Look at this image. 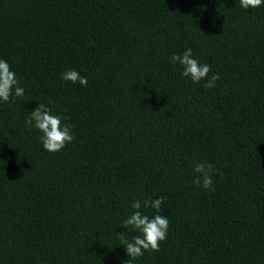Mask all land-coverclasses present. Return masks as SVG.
Listing matches in <instances>:
<instances>
[{"label": "trees", "instance_id": "16d2710c", "mask_svg": "<svg viewBox=\"0 0 264 264\" xmlns=\"http://www.w3.org/2000/svg\"><path fill=\"white\" fill-rule=\"evenodd\" d=\"M187 48L216 87L172 64ZM0 59L25 90L0 101V264H127L116 234L161 196L167 238L131 264H264V4L0 0ZM39 104L75 137L59 152L26 126Z\"/></svg>", "mask_w": 264, "mask_h": 264}, {"label": "clouds", "instance_id": "9594fccd", "mask_svg": "<svg viewBox=\"0 0 264 264\" xmlns=\"http://www.w3.org/2000/svg\"><path fill=\"white\" fill-rule=\"evenodd\" d=\"M264 4V0H239L240 7L248 10L254 9ZM173 65L179 64L182 66L181 75L190 78L193 83H199L202 80H207L204 87L211 89L216 87V81L219 79V74H213L211 78L209 73L211 68L207 64H201L193 57L191 48L185 49L182 54H173L171 56ZM65 81H70L73 84L79 83L82 87H87L88 79L83 77L76 70H68L61 74ZM24 88L20 86L16 74L11 70L9 63L0 59V101L9 102L10 98L23 97ZM26 126L35 128L42 135L40 141L43 148L49 152H59L65 146L71 143L75 137L70 126L62 122L59 115L53 114L52 109L45 104H39L34 111H31L30 116L25 121ZM214 166L210 163H197L194 167V172L199 174L193 180V183L203 187L205 190L213 188V173ZM217 172L219 170H216ZM165 203V197L161 196L155 200H145L144 208H153L156 214L149 217L141 211L142 205L140 200H134L131 207L135 210L127 219L123 221V227L138 231L140 235L132 237L131 241L127 234L121 231L117 238L126 249L128 256L127 264L144 255L145 252H159L160 242L166 240L169 230V220L166 216L159 214L162 205Z\"/></svg>", "mask_w": 264, "mask_h": 264}]
</instances>
